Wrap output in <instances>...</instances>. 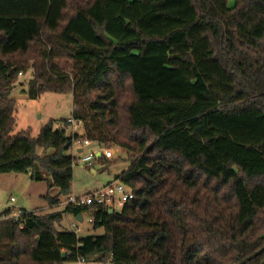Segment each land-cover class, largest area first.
I'll return each mask as SVG.
<instances>
[{"label": "trees", "instance_id": "16d2710c", "mask_svg": "<svg viewBox=\"0 0 264 264\" xmlns=\"http://www.w3.org/2000/svg\"><path fill=\"white\" fill-rule=\"evenodd\" d=\"M26 72L31 99L71 93L82 133L14 132ZM78 138L128 153L133 199L5 208L0 264H264V0H0V173L46 180L55 207ZM85 212L102 234L60 224Z\"/></svg>", "mask_w": 264, "mask_h": 264}, {"label": "rangeland", "instance_id": "374dc122", "mask_svg": "<svg viewBox=\"0 0 264 264\" xmlns=\"http://www.w3.org/2000/svg\"><path fill=\"white\" fill-rule=\"evenodd\" d=\"M30 77V72L18 75L19 82L11 91V96L15 99L16 124L14 132L21 130H30L31 136H37L40 128L50 119H67L71 117L72 111V95L69 92H43L39 97L31 99L25 93L27 89V81ZM59 125V123L57 124ZM82 125H71L66 128V133L71 134L73 131L80 132ZM89 146L84 148L87 152ZM77 144L73 142V147L69 148L68 152L74 155L77 151ZM112 151V156L109 157L106 164L97 160H93L92 167H86L81 163L73 165V179L71 184V192L75 194L84 193L112 180L116 174L126 169L130 164L131 159L128 153L119 147H108ZM105 148L100 151L104 153ZM51 149L46 150L49 153ZM37 153L43 155L42 148L37 147ZM47 181H35L30 179L28 172H3L0 173V211L5 208L13 209L16 212L20 208L26 210H37L45 213L51 210H59L64 207L61 197L60 203L55 207H48L46 199L43 197L47 192ZM56 192V191H55ZM54 192V193H55ZM13 198V199H11ZM119 209L118 206H115ZM72 217L65 215L60 224L67 221H72ZM79 230L76 232L79 235L102 234L103 229H93L88 221L87 214H83V220L79 221ZM61 264H105L102 261H63Z\"/></svg>", "mask_w": 264, "mask_h": 264}, {"label": "built area", "instance_id": "2783aa9c", "mask_svg": "<svg viewBox=\"0 0 264 264\" xmlns=\"http://www.w3.org/2000/svg\"><path fill=\"white\" fill-rule=\"evenodd\" d=\"M67 120L70 122V124L78 125L80 121L74 119L72 116L67 118ZM81 124V123H80ZM75 131H73L74 133ZM77 144V148L81 150L76 149V153L73 156V160L75 163H81L82 165L86 167H90L93 165V160H96V154L100 151L101 148H91L89 147L87 152H84V148L86 146H89L91 144V141L83 138H78L74 140ZM73 147V143L72 146ZM104 156L105 157H111L112 151L110 149L104 150ZM134 193L130 186L127 184H124L119 179H114L113 181L90 191L75 194L70 193L68 197L63 201L64 205H73V206H86L91 205L96 207L99 206H106L107 208L112 207L113 210L116 209L115 206H118L119 208L123 206L126 202L133 199ZM13 199V198H11ZM15 215L19 214V211L17 210L14 212ZM88 216V221L92 222V215H89L88 212H85ZM82 213V220H83V214ZM72 217V221H67L66 228L69 230H72L74 232H77L79 230V221L76 220L74 216ZM81 220V221H82ZM80 261H85L84 258H79ZM105 264H111L110 261H106Z\"/></svg>", "mask_w": 264, "mask_h": 264}, {"label": "water", "instance_id": "95a60500", "mask_svg": "<svg viewBox=\"0 0 264 264\" xmlns=\"http://www.w3.org/2000/svg\"><path fill=\"white\" fill-rule=\"evenodd\" d=\"M101 153V151L97 152L96 156H99ZM108 211L111 213L113 211V208L112 207H109L108 208ZM76 220L78 221H81L82 220V215L79 213L75 216ZM264 249V246L260 249V251H262ZM62 258H65V252H62L61 254ZM243 262L239 263V264H242Z\"/></svg>", "mask_w": 264, "mask_h": 264}, {"label": "crops", "instance_id": "0c3cea01", "mask_svg": "<svg viewBox=\"0 0 264 264\" xmlns=\"http://www.w3.org/2000/svg\"><path fill=\"white\" fill-rule=\"evenodd\" d=\"M82 132H83V128H81V131H80L79 133H82ZM91 148H96V149H97V148H99V147H97L95 144L91 143ZM77 150L79 151V150H81V149L77 148ZM114 179H115V178H114ZM114 179H112V180H110V181H108V182H106V183H104V184H102V185H100V186H98V187H96V188H99V187H101V186H103V185H105V184H107V183L113 181ZM96 188H94V189H96ZM66 224H67V222L64 223L63 225L66 227ZM85 262H89V261H85Z\"/></svg>", "mask_w": 264, "mask_h": 264}]
</instances>
